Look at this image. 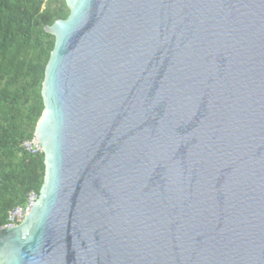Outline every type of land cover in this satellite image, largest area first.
Segmentation results:
<instances>
[{"label": "water", "instance_id": "obj_1", "mask_svg": "<svg viewBox=\"0 0 264 264\" xmlns=\"http://www.w3.org/2000/svg\"><path fill=\"white\" fill-rule=\"evenodd\" d=\"M64 2L0 264H264V0Z\"/></svg>", "mask_w": 264, "mask_h": 264}, {"label": "trees", "instance_id": "obj_2", "mask_svg": "<svg viewBox=\"0 0 264 264\" xmlns=\"http://www.w3.org/2000/svg\"><path fill=\"white\" fill-rule=\"evenodd\" d=\"M67 15L64 0H0V226L42 183V153L30 155L21 144L43 109L40 89L53 47L43 27Z\"/></svg>", "mask_w": 264, "mask_h": 264}, {"label": "built area", "instance_id": "obj_3", "mask_svg": "<svg viewBox=\"0 0 264 264\" xmlns=\"http://www.w3.org/2000/svg\"><path fill=\"white\" fill-rule=\"evenodd\" d=\"M22 148L25 152L29 154H35L39 152V148L37 147V144L35 142V139H31L28 141H25L22 143ZM36 199V194L34 192H30L27 194L26 202L23 206H15L11 208L6 215V224L4 227H14L21 223L24 219V217L28 214L30 211L33 202Z\"/></svg>", "mask_w": 264, "mask_h": 264}, {"label": "clouds", "instance_id": "obj_4", "mask_svg": "<svg viewBox=\"0 0 264 264\" xmlns=\"http://www.w3.org/2000/svg\"><path fill=\"white\" fill-rule=\"evenodd\" d=\"M38 119H39V118H38ZM33 133H34V131H33ZM33 138L35 139L34 135H32L31 139H33ZM31 139H29V140H31ZM25 141H28V140H25ZM25 141H24V142H25ZM35 142H36V139H35ZM22 143H23V142H22ZM36 144H37V142H36ZM21 147H22V144H21ZM37 147H38V145H37ZM38 148H39V147H38ZM39 150H40V151L37 152V153H35V154H40V153H42L41 148H39ZM26 153H27V152H26ZM28 154H29V153H28ZM35 154H30V155H35ZM30 192H34V191H30ZM30 192H29V193H30ZM34 193H35V192H34ZM35 194H36V193H35ZM26 197H27V196H26ZM36 198H37V194H36ZM17 206H19V205H17ZM8 211H9V210H8ZM8 211H7V212H8ZM6 215H7V214H6ZM5 224H6V223H5ZM5 224H4V225H5ZM19 224H20V223H19ZM4 225H2V226H0V227H4ZM16 226H17V225H16Z\"/></svg>", "mask_w": 264, "mask_h": 264}]
</instances>
